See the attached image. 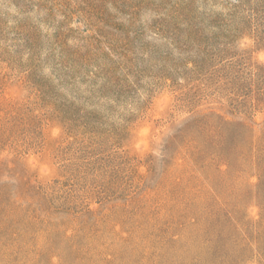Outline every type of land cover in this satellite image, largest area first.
<instances>
[{"label": "rangeland", "instance_id": "rangeland-1", "mask_svg": "<svg viewBox=\"0 0 264 264\" xmlns=\"http://www.w3.org/2000/svg\"><path fill=\"white\" fill-rule=\"evenodd\" d=\"M0 264H264V0H0Z\"/></svg>", "mask_w": 264, "mask_h": 264}]
</instances>
